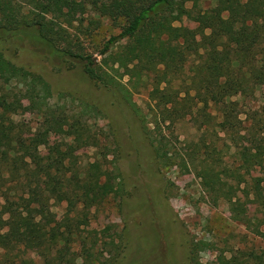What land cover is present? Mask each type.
<instances>
[{
  "label": "trees",
  "instance_id": "1",
  "mask_svg": "<svg viewBox=\"0 0 264 264\" xmlns=\"http://www.w3.org/2000/svg\"><path fill=\"white\" fill-rule=\"evenodd\" d=\"M185 2L0 0V264H36L26 257V248L36 250L42 264H150L149 256L127 262L126 234H112V226L86 228L98 207L117 194L119 185L121 189L126 185L100 161L88 169L68 164L69 156L86 143L84 127L79 120L70 124L64 115L59 118L54 111H44L39 97L48 81L9 56L28 42L45 44L70 69L82 66L93 83L111 91L119 104L134 112H130L133 121L135 117L143 123L132 99L137 92L132 90L141 86L149 89L152 99L190 114L200 130L213 126L214 109L221 115L219 130L233 135L245 131L250 158L264 168V115L253 112L250 125L245 126L239 102L233 100L253 96L258 86H264V0H217L206 15L210 33L200 39L169 23L172 11L188 12ZM87 5L121 27L100 50V61L85 53L66 28L73 25L70 11ZM124 76L129 77L130 87L122 82ZM26 112L47 116L46 133L65 134L72 142L56 144L46 159L29 158L31 128L15 118ZM202 141L207 145L206 139ZM196 147L194 155L199 153V143ZM207 148L210 158L216 152V141ZM156 155L172 160L155 150L154 163ZM192 160L199 176V165L194 164L197 157ZM157 162L155 172L159 173ZM212 167L203 168L201 176L217 177ZM252 180L253 200L262 208L264 225V175ZM52 204L62 206V213L41 211ZM3 229H7L6 241ZM158 232L156 228L157 237ZM204 245L192 243L183 264H201L199 251ZM258 253L234 255L231 260L233 264H264V255ZM165 262L172 264L166 257Z\"/></svg>",
  "mask_w": 264,
  "mask_h": 264
},
{
  "label": "rangeland",
  "instance_id": "2",
  "mask_svg": "<svg viewBox=\"0 0 264 264\" xmlns=\"http://www.w3.org/2000/svg\"><path fill=\"white\" fill-rule=\"evenodd\" d=\"M185 1L188 12L172 11L169 23L195 33L200 39L210 33L206 15L217 0ZM69 14L73 25L66 28L71 37L80 42L85 53L100 61V50L111 36L120 33V24L100 16L90 5ZM9 56L48 81L39 97L45 112L54 111L59 118L64 115L70 124L79 120L84 127L86 143L69 156L68 164L88 169L91 163L100 161L106 170H115L120 175L118 181L126 185L122 189L119 185L117 194L98 207L86 228L102 230L112 226V234H126L127 262L149 256L150 264H165V257L172 264H183L187 248L197 242L199 247L205 244L199 251L201 264H233L234 255L241 257L251 251L264 255L260 253L264 251L263 212L252 194V178L264 175V168L250 158L245 131L233 135L219 130L221 115L214 109L213 126L200 130L190 114L152 99L149 89L143 86L132 90L137 91L132 99L141 110V124L135 117L133 121L132 111L119 104L111 91L93 83L82 66L68 68L45 44L28 42L22 49L9 52ZM122 82L130 87L128 76ZM176 83L178 88L179 82ZM233 100L239 102L245 126L250 125L253 112L264 115V86H258L253 96ZM46 117L30 112L15 116L31 128L29 158L46 159L51 157L56 144L72 142V137L65 134L46 133ZM213 140L216 152L209 158L207 147ZM197 143L199 153L194 155ZM155 150L167 153L171 162L156 155L154 163ZM195 156L199 176L192 164ZM156 162L159 173L155 172ZM212 166L217 177L201 176L203 168L213 169ZM240 179L245 182L240 183ZM47 210L62 213L63 208L52 204L41 211ZM156 228L158 237L154 235ZM1 235L6 241L7 229L1 230ZM25 255L42 264L36 250L26 248Z\"/></svg>",
  "mask_w": 264,
  "mask_h": 264
}]
</instances>
